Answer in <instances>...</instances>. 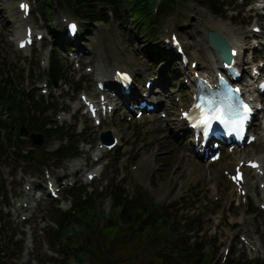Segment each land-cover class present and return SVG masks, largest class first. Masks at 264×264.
<instances>
[{
    "label": "rangeland",
    "instance_id": "rangeland-1",
    "mask_svg": "<svg viewBox=\"0 0 264 264\" xmlns=\"http://www.w3.org/2000/svg\"><path fill=\"white\" fill-rule=\"evenodd\" d=\"M2 7L5 10L14 9L15 11V2H13V4L5 3L2 5ZM226 9L225 10L228 13L229 11H232L233 8L232 6H229ZM210 16L211 15H208L206 10L199 8L191 2L177 3V7L174 11L164 14L166 20L160 26L158 32L159 38L161 33L166 30V28H164V30L161 31L164 23H174L180 30L181 26L187 28L192 23L196 25L197 22L200 24L202 21L207 24L208 29H211V27L218 29V26L222 22H225L227 27L236 33L237 37H243V32L247 28L244 26L245 21H231L229 19H219L214 16H212V18ZM59 20L60 16L57 13L50 15V25L52 24V27H55V24L58 23ZM27 24L30 26L33 25L34 30L37 32H39L41 27H43L41 21L38 25L36 21L28 20ZM129 24L131 28L130 30L126 29L121 31L112 21H110L107 25L98 23L100 26L99 31H88L91 32L92 37H90L89 40H86V42L88 45L94 47V54L91 58L92 63H94L96 66H99L100 64L104 65L108 62L114 61L126 62L128 65H133V62H135L139 67L142 66L143 72L146 73L150 65L144 60L146 41L144 38L142 39L143 35L140 34L139 36L142 37L137 38L135 44V46L139 48V52H134L132 45H128L127 38L129 33H132L134 37L133 30L135 28V24L130 21ZM12 32L13 26H10L9 33ZM9 33L7 35V30L2 32L0 31V57L11 63L18 64L22 68H26V72L29 74L30 65L32 64V67L36 68L37 64L29 61L31 59L29 52H25V54L22 55L21 53L15 51L14 46L9 44ZM182 34L186 36L187 33L182 31ZM94 37H96L97 42H99L98 44L96 41H94ZM118 44L123 45L127 54V58L119 55V53L116 51L115 46ZM36 49V51H40V45H37ZM136 53L137 55H135ZM140 56H142V59H140ZM33 61L37 62V59H34ZM26 85L27 83H25L24 86ZM83 85L85 86L86 83ZM84 93H88L90 96L92 95L91 90L85 91ZM63 94L64 97H68L71 100H77L79 96V94H77L74 89L72 90V87H70L69 90ZM80 122H83L81 123L82 127H84L83 132H86L83 137L89 138L91 140L89 144L92 145H94V143L97 141L98 135L101 132H106L110 129H114V131L123 135L122 152H125V154L130 156L131 164L135 163L134 170L131 169L129 171V177H127V183H129V186L126 190L127 194H132L130 192L131 186L137 185L141 189L143 186H148V193L153 199H158L160 204L169 205L173 202L185 200L181 204V206L186 208L184 213L189 212L194 213L196 216H202L205 230L211 227L210 234L216 233L219 237V243L226 241V238L230 234V226L234 223L239 224L241 234H244L246 237L260 242L261 244L263 243V239L257 238L255 234L254 223L250 219L241 222L242 218L246 217V213L243 214L241 210L237 209L233 205L228 207L226 219H222L220 222H218V220L215 219L216 216H213V222L211 224L207 222L210 211H212V205H208L207 208H205L203 203L206 201L204 198L207 200L212 198L209 188L210 181L213 183V185L216 184V193H220V198L221 195H229L230 193V191L225 189L228 186L225 187L224 182L220 178L219 166L209 171H204L200 165L187 158L178 148V143H181L182 141L180 142L177 139L174 140L173 145H170L167 140L162 139L164 134H162V137H158L157 134L163 126L157 125L158 130L155 133H152L151 131L156 127L155 124L143 127L141 128V131H139V128H136L135 125L130 126L124 122H121V119H115L112 121V123H108L104 129L100 128V130L97 131L90 124L87 125L84 119H80ZM161 122L165 124V120H162ZM147 131L149 132L146 133ZM88 135H90V137ZM132 138H135V140ZM127 144H129V146ZM140 157L142 159L139 162ZM108 158L110 159L109 156ZM144 159H147V162ZM150 164L155 167L154 171L150 169ZM121 167L122 164H119L117 168L120 169ZM11 171L12 167H2V169H0V173L3 176V179H5L6 185H8L11 181L14 183L16 182V179H11L9 176ZM106 171L104 173L105 176L99 182V186L97 187H104L106 182H110V178H112V176L109 177L108 170L106 169ZM95 185L96 183L93 182L91 185H87V187L85 186V192L87 195L90 194L89 192L94 189ZM95 191L98 192V189H95ZM12 192H14L13 189L10 190V194ZM232 199L235 200V197ZM98 203H100L101 207L106 211L111 209L108 198L99 200ZM0 208L2 209V206ZM48 209L49 207L46 204H41L37 211H40V214H46ZM37 211L34 213L36 229L39 228L36 220L39 219L40 216ZM5 213H7V210H5ZM7 217L9 218V222L12 225L18 220L14 215L13 209L8 213ZM13 219H15V221H13ZM255 221H260V217L257 216ZM11 229H13L15 232H19L16 228ZM8 235L10 234L8 233ZM44 244L45 242L43 239L38 237L32 255H37L38 253L44 254ZM221 245L223 246V244ZM215 247H218L217 244H215ZM218 256L219 254H217L216 260L218 259ZM239 256L240 253L237 255V257ZM215 262L216 261H214L213 264ZM22 263L23 261L19 262V264Z\"/></svg>",
    "mask_w": 264,
    "mask_h": 264
},
{
    "label": "trees",
    "instance_id": "trees-1",
    "mask_svg": "<svg viewBox=\"0 0 264 264\" xmlns=\"http://www.w3.org/2000/svg\"><path fill=\"white\" fill-rule=\"evenodd\" d=\"M64 5L70 8H79L83 12L84 17H92V7L99 0H63ZM100 1H112V0H100ZM127 3L133 6L132 0H126ZM17 91L8 79H0V130L5 127V124L1 121V115L3 106L6 105L10 113L11 121L15 127H19L23 124L25 116L28 115V110L25 108V102L27 101L26 96H21L17 98ZM32 130L39 132L40 129L37 127V120L32 119ZM7 145L18 148L22 143L18 140L12 142V139H6ZM90 203H86L85 207H78L73 210L74 217L79 221L83 222L84 225H88V219H84L83 213L88 209ZM139 206L133 207L131 209L132 213L129 214L125 210L121 216V221L123 225V233L131 238V242H139L142 244V252L144 254H150L151 252L157 253L160 250L167 252L168 256L166 262H159L158 264H180L177 260V248L171 246L170 242L167 241L168 232L165 231V228L161 226L159 221L156 223H151L148 221H141L138 214ZM68 226V225H66ZM87 235L89 241V246H92L91 236L95 235V231L92 226H89L86 229H83ZM93 247V246H92ZM91 247V248H92ZM91 248L86 251H91ZM82 254L76 255L80 257ZM108 255L105 257V263L108 264ZM185 264V263H184Z\"/></svg>",
    "mask_w": 264,
    "mask_h": 264
},
{
    "label": "snow or ice",
    "instance_id": "snow-or-ice-1",
    "mask_svg": "<svg viewBox=\"0 0 264 264\" xmlns=\"http://www.w3.org/2000/svg\"><path fill=\"white\" fill-rule=\"evenodd\" d=\"M21 8L27 10V5L22 4ZM70 28L75 30L76 25H70ZM261 87L264 88V85ZM194 107L200 112V115L193 118L192 126L202 129L205 136L212 131L214 121H218L229 131L238 132L252 111L247 104L236 103L227 94L218 98H208L203 103L195 104ZM185 115L187 117V114Z\"/></svg>",
    "mask_w": 264,
    "mask_h": 264
},
{
    "label": "bare ground",
    "instance_id": "bare-ground-1",
    "mask_svg": "<svg viewBox=\"0 0 264 264\" xmlns=\"http://www.w3.org/2000/svg\"><path fill=\"white\" fill-rule=\"evenodd\" d=\"M13 15H14V14H13ZM216 27H217V26H216ZM15 28H16V27H15ZM217 30H219V29H217ZM19 31H20V29H19V27H18L17 34H19ZM201 70H202V67H200V71H201ZM109 72H111V71L108 70V71L106 72V74H109ZM111 73L113 74V72H111ZM104 77H105V76H104ZM109 81H111V79H109ZM27 251H28V250L25 249V252H24V253L26 254Z\"/></svg>",
    "mask_w": 264,
    "mask_h": 264
}]
</instances>
